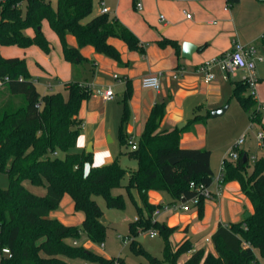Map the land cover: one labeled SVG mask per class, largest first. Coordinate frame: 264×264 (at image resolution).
I'll use <instances>...</instances> for the list:
<instances>
[{"label":"trees","instance_id":"trees-1","mask_svg":"<svg viewBox=\"0 0 264 264\" xmlns=\"http://www.w3.org/2000/svg\"><path fill=\"white\" fill-rule=\"evenodd\" d=\"M93 14V0H57L56 7L47 0H0V47L37 46L50 53L52 44L41 29L46 20L59 37L65 60L72 65L87 60L81 54L85 46H93L98 53L121 62L120 52L109 43L110 38L122 40L130 50H141L138 37L119 20L111 19L107 13ZM30 28L34 30L32 36L25 33ZM69 34L76 38V47L68 44ZM261 43L264 45V35ZM158 44L163 48L171 45L180 52L176 40L164 38ZM232 83L233 97L264 128L258 100L245 94L248 83ZM91 96V88L78 81L65 83L59 91L41 94L25 59L6 58L0 52V172H6L10 179L7 188H0V264H72L76 259L126 264L122 257L108 259L74 244L82 232L94 243L106 239L104 212L94 197H103L108 208H125L123 195L113 194L114 189L122 187L128 173L119 159L108 165L92 166L86 172V165L93 164L92 154L75 151L82 130L78 118L81 104ZM164 116L165 104L157 103L137 148L127 153L137 161L138 169L130 174L124 188L128 193L136 189L142 202L140 206L134 199L138 216L129 226L131 250L145 256L151 264H178L180 256L187 253L190 257L183 264H260L256 250L264 259V155L251 163L249 153L241 150L238 160H225V182L240 184L253 212L240 222L220 224L211 237L213 252L204 248L193 251L190 240L172 247L170 237L177 228L153 220V213L163 205L149 203V191L167 192L179 201L195 195L192 182L210 186L214 181L211 151L180 146L181 133L205 117L196 114L182 130H161ZM129 117L125 100L120 124L123 146L129 145ZM171 159L178 162L172 164ZM26 181L33 186H45L46 194L32 192L24 184ZM65 194L71 196L75 211L84 215L82 227L51 217ZM203 202L201 199L196 205L201 210ZM152 229L158 230L164 239V262L136 240L141 231ZM3 248H9L10 255L2 254Z\"/></svg>","mask_w":264,"mask_h":264},{"label":"crops","instance_id":"crops-1","mask_svg":"<svg viewBox=\"0 0 264 264\" xmlns=\"http://www.w3.org/2000/svg\"><path fill=\"white\" fill-rule=\"evenodd\" d=\"M140 1L112 0L109 5L105 4L109 9V17L119 20L140 41L141 50L135 51L130 50L127 44L118 38L109 39V43L120 52L121 62L98 53L93 46H85L81 48V54L87 60L77 66L72 65L65 60L61 42L55 33L49 36L47 34V38L52 42V49L48 54L37 46L13 49L14 52L8 56L1 53L6 58L25 59L37 85L40 84L38 75L48 79L44 84L45 91L40 92L41 94L53 92L51 79L62 89L65 83L72 81H78L91 88L92 96L82 102L79 111L78 118L82 121V130L75 147L76 152L85 151L93 156V164L86 165V172L92 166L111 164L117 158L122 165L120 157L128 156L127 153L131 151V146H123L120 140L125 100L130 114L126 135L135 138L137 143L151 110L157 103L165 104L161 130L179 129V124L182 125L179 130H182L196 114L205 117L202 122L197 123H209L208 120L213 118L212 112L225 107L227 108L224 113L228 111L229 106L225 105L230 103L233 97L232 82L241 80L245 73L237 71L235 75L228 76L221 67H216L215 79L205 82L199 72L200 66L208 60L229 53L234 41L243 45L262 44L264 0H231L228 9L225 0ZM102 2L105 3V0H100V6L93 15L102 13ZM138 3H141V9L138 8ZM187 14H191V18H187ZM45 21L42 22V31ZM25 33L32 36L34 30L30 28ZM164 38L178 41L180 52L177 53L171 45L160 47L158 41ZM67 42L73 47L78 45L76 38L71 34L67 36ZM186 44L191 46V49L184 55L183 48ZM1 47L9 49L17 46ZM29 55L35 57V64L39 69L32 67L33 63L28 60ZM176 74L179 75L177 78L174 77ZM147 75L159 76V91L142 87L141 80ZM109 87L114 91L115 97L105 100L103 92ZM198 126L195 128L192 124L181 133L182 148H207V134L200 136ZM117 142H120V148ZM135 167L130 171L125 168L127 175L130 176L138 169L137 161ZM210 187L213 198L203 202L202 210L192 205L190 210L185 211L181 208L180 201H174L167 192H148L149 203L170 205V208L161 211L155 220H161L168 227L177 228L170 237L172 247L176 248L184 241L190 240L193 251L204 248L213 252L211 237L218 226L240 222L246 213L253 212V205L238 182L227 181L222 186L213 182ZM171 205H175V208ZM51 217L70 226H81L84 222V215L75 211L73 200L68 194L64 195L59 208L51 213ZM207 242L209 246L206 247ZM84 247L89 249L88 245ZM189 257L190 253L185 254L178 264H183ZM71 263L74 264V261Z\"/></svg>","mask_w":264,"mask_h":264},{"label":"rangeland","instance_id":"rangeland-1","mask_svg":"<svg viewBox=\"0 0 264 264\" xmlns=\"http://www.w3.org/2000/svg\"><path fill=\"white\" fill-rule=\"evenodd\" d=\"M51 3L53 7H56L57 0H47ZM112 0H105V4L109 5ZM139 2H141L139 0ZM94 3V12L98 10L100 6V0H93ZM27 5L26 3L23 5V12L26 13ZM91 17L87 18L85 21L90 20ZM44 35L47 37V34H54L50 26H48L47 22H44ZM51 42V40L48 38ZM52 44V42H51ZM258 51L264 55V45H256ZM22 49L20 47H13L6 49L1 47V53L5 56H8L10 53H13V49ZM24 51H21L23 53ZM24 56V55H23ZM29 62L33 63L32 67L38 66L35 64L37 60L32 58V56H28ZM77 66V65H75ZM40 77V84L37 85L38 90L43 93L45 91L44 84L48 82V79L45 77L38 75ZM256 76L261 80L256 84V96L258 97V108L261 111L263 124H264V62L257 65ZM36 79V78H35ZM50 80V79H49ZM52 82L53 89L51 91H59L62 87H58L55 84V80H50ZM246 95L251 94V89H248L245 93ZM260 95V97H259ZM231 102L226 104L225 106H229V109L226 113L218 117H212L209 123H195L193 127H200L198 133L200 136L202 134H207V148L212 151L211 157V166L214 170V177H216L221 168V164L224 158L227 160H231L228 156V152L232 150L234 144L238 139L247 135L245 138L244 144L237 149L238 152L241 150L247 151L250 157L260 158L264 155V146H262L256 139V132L263 130L259 124L254 122L250 114L246 112L236 98L232 97ZM17 101V100H16ZM251 122L255 123V128L250 129ZM180 125V124H179ZM178 125V126H179ZM196 130V129H195ZM196 131V132H197ZM199 137V136H198ZM136 141V139L134 138ZM118 147L120 148V142H117ZM209 146V147H208ZM128 147V146H127ZM122 166L127 170H133L136 166V161L128 156L120 157ZM254 160L251 159V163ZM136 168V167H135ZM129 181V175H126L122 181V187L116 188L113 190L114 195L122 194L125 200V208L124 209H116V208H108L105 202V199L101 196H96L94 199L101 207L104 212L103 218L105 219V224L107 226L106 239L103 243H94L89 240L87 235L82 232L81 238L79 239V245L89 246V250L102 255L104 257L109 258H117L122 257L125 259L126 264H151L149 260L142 255L135 254L130 248V242L128 239V235L130 234L129 226L130 223L135 221L138 216V209L134 204V199L139 205H142L140 195L136 189H133L131 193H128L124 186ZM10 179L6 172H0V188H7L9 186ZM27 188H29L32 192L45 195L47 190L45 186H33L28 181L24 183ZM250 214V213H249ZM159 222L162 223L160 220ZM82 227V225L80 226ZM155 231L157 235L155 237H150V232ZM136 240L139 244L152 256L156 257L160 261L164 262L165 254H164V239L159 234L158 230L152 229L148 231H141L139 235L136 237ZM206 247L209 246V243H205ZM256 255L259 258L260 264H264V259L260 256L259 251L256 250ZM185 256V254L181 255L179 260ZM74 264H98L95 262L86 261L83 259L73 260Z\"/></svg>","mask_w":264,"mask_h":264},{"label":"built area","instance_id":"built-area-1","mask_svg":"<svg viewBox=\"0 0 264 264\" xmlns=\"http://www.w3.org/2000/svg\"><path fill=\"white\" fill-rule=\"evenodd\" d=\"M178 1H188V0H178ZM227 1L228 5L226 9H228L230 5L231 0H225ZM101 5L102 13H108L109 9L105 7V3L102 2ZM138 8L141 9L142 5L141 3L137 4ZM186 13V11H184ZM161 18H164L161 16ZM187 18H191V14H187ZM264 61V55L261 54L256 45H243L242 43L238 41H234L233 48L229 53H226L224 55H221L219 57L213 58L211 60H208L204 62L200 68L199 72L203 75L205 82H212L215 79V68L221 67L228 76L235 75L237 71H244V75L242 76L243 81L248 83V89H251V95L257 99L256 97V84L258 82V78L256 76V69L257 65ZM179 75H174L175 78H177ZM141 84L143 88L146 89H153L156 91H159L161 89V81L158 75H147L142 78ZM115 94L112 88H108L106 91L103 92V98L105 100H112L114 99ZM255 128V123L251 122L250 129ZM247 135H244L240 139L236 141L234 144V147L230 152H228V156L231 160H238L240 152L237 151L239 147H241L244 142ZM256 139L257 141L264 146V131H258L256 132ZM129 145L132 149L137 148V142L133 139H129ZM252 160H255L256 157H251ZM226 158L223 159L220 172L219 174L214 177V181L218 186H222L225 183L224 179V165H225ZM191 188L194 190L195 195L191 198L187 199H180V205L181 208L185 211L190 210L191 206H196L201 199L208 200L213 198V191L211 190L210 186H207L205 184H196L192 182L190 184ZM172 208H175V205H171ZM170 208V205L162 206L161 208H158L153 213V220L161 213V211L168 210ZM157 235V232L151 231L150 237H155ZM209 241V239H207ZM74 244H77L75 241ZM2 254L10 255L9 248H3L1 250ZM117 264V263H115Z\"/></svg>","mask_w":264,"mask_h":264},{"label":"water","instance_id":"water-1","mask_svg":"<svg viewBox=\"0 0 264 264\" xmlns=\"http://www.w3.org/2000/svg\"><path fill=\"white\" fill-rule=\"evenodd\" d=\"M190 49H191V46H189L188 44L184 45V48H183V53H184V55H185V52H188V50H190ZM226 108H227V107H225V108H223V109H221V110L214 111V112H212L211 115H212L213 117L221 116V115L224 113V111L226 110ZM181 128H182V125H179V129H181ZM170 162H171L172 164H175L176 162H178V160H177V159H171ZM249 215H250L249 213H246V214H245V218H247ZM102 221L105 222V219L103 218Z\"/></svg>","mask_w":264,"mask_h":264},{"label":"bare ground","instance_id":"bare-ground-1","mask_svg":"<svg viewBox=\"0 0 264 264\" xmlns=\"http://www.w3.org/2000/svg\"><path fill=\"white\" fill-rule=\"evenodd\" d=\"M91 151V150H90Z\"/></svg>","mask_w":264,"mask_h":264}]
</instances>
